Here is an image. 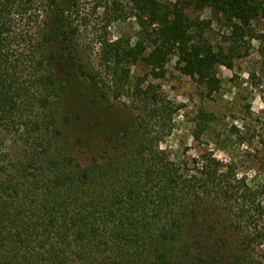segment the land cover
Instances as JSON below:
<instances>
[{
    "label": "trees",
    "instance_id": "16d2710c",
    "mask_svg": "<svg viewBox=\"0 0 264 264\" xmlns=\"http://www.w3.org/2000/svg\"><path fill=\"white\" fill-rule=\"evenodd\" d=\"M131 1L155 36L134 46L99 39L119 94L140 60L158 79L176 56L178 69L210 91L220 84L217 65L233 67L185 5L224 15L239 38L264 13L262 0ZM70 16L61 0H0V264H264V181L238 177L210 153L192 167L175 162L145 119L108 133L113 154L88 166L55 149L66 89L58 64L99 81ZM138 97L162 115L157 96L144 89ZM11 137L25 150L8 164Z\"/></svg>",
    "mask_w": 264,
    "mask_h": 264
},
{
    "label": "rangeland",
    "instance_id": "374dc122",
    "mask_svg": "<svg viewBox=\"0 0 264 264\" xmlns=\"http://www.w3.org/2000/svg\"><path fill=\"white\" fill-rule=\"evenodd\" d=\"M61 1L68 8V15L72 13L75 43L83 61L96 69L99 81L80 75L68 63L58 64L57 73L66 89L60 110L62 135L55 141L57 151L70 149L76 161L88 166L95 156L113 154L107 142L108 133L145 119L147 130L160 138V146L175 162L192 167L195 158L210 153L231 164L238 177L264 181L263 11L252 20V26L247 28L249 33L239 38L224 15L182 3L192 18L209 25L204 36L216 51L229 56L227 60L233 62V67L217 65L220 84L210 91L178 69L176 56L167 64L165 75L158 79L151 67L140 60L131 66L129 82L119 94L108 69L100 63L103 47L99 39L134 46L141 37H154L156 25L147 24L148 28H144L131 0H75L72 12L70 0ZM160 1L170 6L180 2ZM42 13L40 20L44 18ZM145 42L151 50V42ZM144 89L162 103L160 117H152L143 109L145 105L138 93ZM7 144L10 164L11 159L22 157L25 145L14 137ZM187 264L197 263L190 259Z\"/></svg>",
    "mask_w": 264,
    "mask_h": 264
}]
</instances>
